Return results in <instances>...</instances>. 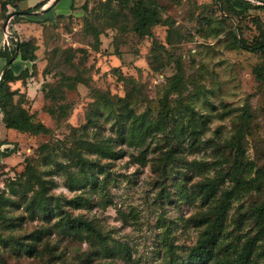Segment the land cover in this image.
Here are the masks:
<instances>
[{"label": "rangeland", "instance_id": "1", "mask_svg": "<svg viewBox=\"0 0 264 264\" xmlns=\"http://www.w3.org/2000/svg\"><path fill=\"white\" fill-rule=\"evenodd\" d=\"M44 1L0 0V75L9 64L20 79L0 104V143L11 138L9 165L27 156L53 182L48 196L100 236L64 238L58 213L11 233L0 227L7 241L0 264H190L206 218L213 223L216 213L218 242L206 264L233 260L246 241L247 264H264L254 218L264 197V55L237 47V40L251 46L262 39L264 0H49L35 7ZM140 1L165 22L142 36L133 31ZM21 43L27 60L15 47ZM20 111L47 134L9 136L6 117ZM74 133L112 147L115 157L86 155L90 169L78 173L68 164ZM46 142L53 151L39 154ZM8 168L0 163V174ZM65 171L84 187L68 189ZM44 224L57 233L36 244L32 257L19 256L17 245Z\"/></svg>", "mask_w": 264, "mask_h": 264}, {"label": "trees", "instance_id": "2", "mask_svg": "<svg viewBox=\"0 0 264 264\" xmlns=\"http://www.w3.org/2000/svg\"><path fill=\"white\" fill-rule=\"evenodd\" d=\"M48 1L49 0H45L42 4H38L35 7L38 9L39 7L45 5ZM261 7L264 8V5ZM134 17L136 22L134 23L133 31L140 36L146 35L152 25L165 23L159 18L157 9L153 5L147 4L143 1L135 4ZM168 34H171L170 30H168ZM261 37L262 39L260 41L251 46H246L243 42L237 40V47L250 53H259L264 55V34H261ZM24 46L25 44L23 43L15 46L17 47L18 53H22L23 55ZM22 59L27 60L28 58L23 55ZM10 60L11 58L7 59V61ZM10 66L11 65L9 64L5 65L2 68V74L0 75V104L9 102L15 95L14 91H10L7 85L20 80L13 74V72H11ZM178 83L179 78L174 77L172 85L177 87ZM2 94L5 95L4 98L1 97ZM121 107L122 109H125L126 105ZM167 112L168 105L166 102H162L161 120L163 123L166 122ZM6 118L5 127L20 134L34 137L40 134L46 135L48 132L44 125L37 122L35 123L32 116L26 115L24 111H20L16 117L8 116ZM132 122L135 123L136 120L133 119ZM89 123H91V121H89L88 124ZM120 135L123 137L122 133ZM195 141L196 138L194 137V142ZM11 149H13L12 145L6 146L3 149L4 156H10ZM36 151H38L39 154L45 155L46 153L53 151V148L49 142H46L39 145L36 148ZM68 153V159L70 160H68V164L73 165L78 173L83 174L90 169L89 165L92 162V160L86 155H97L99 157L101 156V158L107 159L115 157V152L112 147L105 148L96 146L88 141L81 140L80 137L76 138L75 133L72 136V146L68 149ZM21 164L8 168L6 174H0V179L2 177L5 179L0 181V227L2 230H8L11 233L16 229L20 230L26 223H34L39 218H42L43 215L48 217L53 213H58L60 217L63 216L62 222L64 228L61 234L64 238H77L86 242L90 241L91 243L89 238L90 233L100 236L99 230L91 221L83 220L77 217L72 218L69 213L63 211L64 205L58 199L48 196V190L50 189L49 184H52L53 182L42 176V173H40L36 167L32 165L27 156L22 158ZM18 167L20 168V171H16ZM12 169H14L17 173L15 178H10L9 174H7ZM66 172L68 171L63 172L62 174H65ZM68 173L69 174H67L65 180L66 187L71 191L81 190L84 185L79 184L75 187L73 184L74 180H71L72 174L70 172ZM22 179L25 180L22 181ZM202 199L206 200L207 195H203ZM79 200L80 197H77L75 200H69V203L71 205H75V203ZM13 212H17V216L13 215ZM215 215L216 218L213 223L209 222L208 218H206L205 221L208 223V226L202 232L200 240L190 252V264H206L207 261L211 259L212 249L218 242L217 234H215L213 229L221 225V213H216ZM254 218L259 227L260 234L264 235V197L262 203L257 206L254 211ZM46 223H48V221H46ZM44 226L45 227L41 226L40 228L35 229L28 236H25V242L17 245L16 251L19 256L26 255L28 257H32L35 251L33 247L36 244L42 243L43 238L48 235V233H57L54 232L52 224L49 227L45 224ZM0 243L6 245L7 241H0ZM250 250L251 244L249 241H246L241 252L237 253L233 260H225L223 264H247Z\"/></svg>", "mask_w": 264, "mask_h": 264}, {"label": "crops", "instance_id": "3", "mask_svg": "<svg viewBox=\"0 0 264 264\" xmlns=\"http://www.w3.org/2000/svg\"><path fill=\"white\" fill-rule=\"evenodd\" d=\"M7 129V128H6ZM7 130H10V131H13L14 133L13 134H10L9 136H13L15 137L16 134H20L14 130H11V129H7ZM20 135H23V134H20ZM2 142L0 143V163L5 165V166H9V167H13V166H10L8 161H10L12 159V156L13 155H10V156H4L3 155V149L6 147V146H11V142L13 141L11 138L7 139V137L1 139ZM16 165V164H15Z\"/></svg>", "mask_w": 264, "mask_h": 264}]
</instances>
